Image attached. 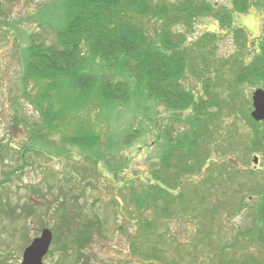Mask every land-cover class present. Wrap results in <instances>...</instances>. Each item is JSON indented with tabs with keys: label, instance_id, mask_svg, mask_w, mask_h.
<instances>
[{
	"label": "rangeland",
	"instance_id": "1",
	"mask_svg": "<svg viewBox=\"0 0 264 264\" xmlns=\"http://www.w3.org/2000/svg\"><path fill=\"white\" fill-rule=\"evenodd\" d=\"M64 4L65 0H0L3 12L0 14V264H20L23 249L43 228L49 229L53 238L42 264L142 263V257H139L140 261L131 253L130 237L136 228V220L146 212L134 207L131 190L152 181L150 171L160 166L164 154L166 167L174 162L168 138L175 142L176 135L187 129L191 109L173 114L172 110L156 105L152 100L141 106H134L133 102L119 107L111 115L104 113L98 123L100 110L95 107L83 115L87 116L85 121L100 133L102 142L94 141V146L88 144L86 147L65 144V147L53 149L60 145L62 134L75 132V121L70 119L62 120L61 127L65 126V132L49 136L53 140L50 147L31 141L24 124L40 128L43 121L32 103L36 88L28 85L26 93L22 89V50L29 37L34 41L52 40L55 26L63 20ZM39 8L42 11L33 17ZM263 20L264 0H257L246 13L233 16V21L252 39L248 41L249 48L258 41ZM5 22H12L14 26H6ZM208 30L217 36L214 49L217 56H228L234 44L231 34L220 30L210 17L195 23L191 38ZM185 82L194 89L199 84L190 78ZM253 90L254 86L242 85L240 94L231 100L235 109L224 106L221 117L219 108L207 106L203 114L209 118L211 114L215 115L217 130L213 138H198V154L208 149L205 165L178 179L184 181L180 187L167 186L170 192L176 193L184 186L192 188V185L203 184L201 191L206 198L196 206L207 208L201 209L216 218L218 231L227 238H232L237 227H246L250 223V206L259 201V194L250 191L258 172L252 176L248 174L256 168L264 169V142L256 148L255 144L259 146V143L255 125L249 122ZM225 91L224 88L219 91L222 101ZM203 97L209 99L207 95ZM258 128L262 130L261 124ZM130 129L136 137L129 144L120 143L121 133ZM107 136L116 142L108 145ZM207 156L209 162L206 165ZM224 167L226 175L221 174ZM224 176L225 184L228 183L234 193L225 194L215 187ZM177 181H171V185L177 186ZM238 186L241 191L236 193L234 188ZM241 194L255 197L245 199L246 207L238 211ZM220 202L228 204V210H223ZM185 211L168 218L161 216L162 222L155 231L145 235L143 246L148 250L154 246L175 264H191V253L200 264H210L205 253L207 246L201 242L205 235L197 220L198 212L196 218L190 219L191 212L188 208ZM87 219L94 220L90 223L91 236L84 241L72 242L79 234L81 223ZM186 240L190 244H180ZM169 262L155 260L154 264Z\"/></svg>",
	"mask_w": 264,
	"mask_h": 264
},
{
	"label": "trees",
	"instance_id": "2",
	"mask_svg": "<svg viewBox=\"0 0 264 264\" xmlns=\"http://www.w3.org/2000/svg\"><path fill=\"white\" fill-rule=\"evenodd\" d=\"M256 1L65 0L63 20L55 26L52 40L34 41L29 37L22 50V89L26 93L28 85L36 88L32 103L43 121L40 128L29 124L24 127L29 139L36 140L39 145H53L49 136L65 132V126L61 127L64 119L75 121V132L62 134L60 145L53 149L65 147V144L86 147L88 144L94 146V141L102 142L100 133L85 121L87 116L83 115L95 107L100 110L98 123L104 113L112 114L119 107L133 102L134 106H141L152 100L156 105L172 110L173 114L191 109L187 129L176 135L175 142L168 138L174 162L166 167L164 154L160 166L150 171L152 181L138 189L132 187L134 207L146 212L135 219L137 225L130 237L132 255L143 259L142 263L134 264H154L155 260L169 262L154 246L150 250L144 248L145 235L156 230L162 222L161 216L168 218L176 213L184 214L187 208L192 214L188 215L190 219L196 218L198 212L197 220L205 235L201 242L207 246L205 253L210 264H264V169L256 168L248 173L252 176L258 172L253 188L247 189L258 193L259 201L250 206V223L246 227H237L232 238L224 237L218 231L216 218L202 210L206 207L196 206L206 198L201 191L203 184L192 185V188L184 186L176 193L168 188L180 187L184 181L178 179L205 165L208 149L198 154V138L212 137L217 130L215 115L211 114L209 118L203 114L207 106L219 108L221 117L224 106L235 109L231 100L240 94L242 85L254 86V89L264 86V20L258 41L251 48L249 34L233 21L235 14L246 13ZM42 8L35 11L33 17ZM0 14L3 15L1 10ZM207 17L212 18L220 30L231 34L234 44L228 56L215 53L217 36L214 31L208 30L191 38L195 23ZM5 23L14 26L12 22ZM187 78L199 83L197 89L188 86ZM223 88L226 95L222 101L219 91ZM249 122L255 125L259 146L255 145L260 148L264 142V122L251 118ZM131 130L121 133L120 143H131L136 137ZM106 141L108 145L116 142L111 136H107ZM206 159L207 165L209 157ZM221 170L224 175L226 168ZM225 180V176L221 177L215 187L225 194L234 193ZM171 181H177V186L171 185ZM236 188L239 193L241 187ZM248 195L239 196L238 211L246 207L245 199L255 197ZM220 207L228 210L226 203L220 202ZM91 222L94 220L81 223L79 234L72 242L89 239ZM205 253L203 251V255ZM191 254L190 263L200 264ZM169 264H175V261Z\"/></svg>",
	"mask_w": 264,
	"mask_h": 264
},
{
	"label": "water",
	"instance_id": "3",
	"mask_svg": "<svg viewBox=\"0 0 264 264\" xmlns=\"http://www.w3.org/2000/svg\"><path fill=\"white\" fill-rule=\"evenodd\" d=\"M252 110L250 116L255 121L264 122V86L253 90L251 95ZM257 159H254L256 163ZM52 240L49 229L43 228L40 235L33 238L22 253L21 264H42V259L47 253Z\"/></svg>",
	"mask_w": 264,
	"mask_h": 264
}]
</instances>
